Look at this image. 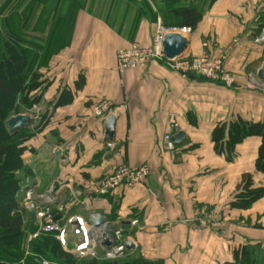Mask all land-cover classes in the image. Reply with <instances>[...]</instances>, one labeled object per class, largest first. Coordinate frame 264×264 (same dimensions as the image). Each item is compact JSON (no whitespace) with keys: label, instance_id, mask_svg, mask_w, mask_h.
I'll use <instances>...</instances> for the list:
<instances>
[{"label":"crops","instance_id":"0c3cea01","mask_svg":"<svg viewBox=\"0 0 264 264\" xmlns=\"http://www.w3.org/2000/svg\"><path fill=\"white\" fill-rule=\"evenodd\" d=\"M184 8L203 14L184 35L190 41L184 56L222 58L236 87L184 78L161 61L118 72L119 51L150 46L160 25L177 29L175 12ZM263 25L264 0H0V31L10 28L38 46L34 72L44 82L34 94L37 104L21 107L32 119L15 173L26 248L41 235L38 214L48 206L57 214L63 206L62 217L90 223L101 214L111 229H122L134 245L126 259L141 264H238L235 252L248 246L264 257V197L246 211L230 207L245 174L264 187L255 168L262 141L245 140L231 163L212 141L218 123H264L257 78ZM102 101L117 118L112 143L105 141L106 120L93 115V104ZM171 115L186 134L173 150L164 142L173 132ZM120 166H147L150 174L144 183L96 196L94 185ZM26 181L35 190L32 200L22 189ZM56 182L65 185L52 198ZM80 241L70 231L63 249L77 258ZM97 251L99 257L77 260H99L103 250Z\"/></svg>","mask_w":264,"mask_h":264},{"label":"trees","instance_id":"16d2710c","mask_svg":"<svg viewBox=\"0 0 264 264\" xmlns=\"http://www.w3.org/2000/svg\"><path fill=\"white\" fill-rule=\"evenodd\" d=\"M175 16L177 29L195 31L203 14L198 9L184 8L176 11ZM37 47L36 44L20 41L18 34L10 28L0 31V264H42L44 260L52 264H114L102 259V256L99 260L79 261L63 249L54 234H41L27 248L25 246L26 211L16 199L19 181L15 173L22 168L24 140L32 135L25 129L16 134L10 133L7 121L13 116L24 114L21 107L30 110L39 100L34 94L42 89L44 82L34 72ZM252 137L262 141L255 168L264 174V123L242 119L218 123L212 141L216 153L225 156L231 163L237 157V146ZM263 197L264 187H256L252 175L245 174L230 207L246 211ZM235 259L238 264H264V257L258 247L253 249L248 246L236 251ZM119 262L141 264L139 260H128L126 257Z\"/></svg>","mask_w":264,"mask_h":264},{"label":"built area","instance_id":"2783aa9c","mask_svg":"<svg viewBox=\"0 0 264 264\" xmlns=\"http://www.w3.org/2000/svg\"><path fill=\"white\" fill-rule=\"evenodd\" d=\"M179 32L183 35L190 32L189 29L177 30L173 28H164L159 26L155 37L150 46H141L137 43L132 44L128 49L121 50L117 53V70L119 73H124L130 69L147 68L154 61H161L169 68L178 72L184 78L197 76L212 82H218L232 86L235 82L224 67L222 58L214 59L207 52H203L200 56H184L181 59L168 60L163 56V38L166 34ZM259 42H264V29ZM93 115L96 118L107 120L114 112L110 102L102 101L94 103L92 106ZM169 125L172 133L165 136L164 142L166 148L173 150L175 145L172 143V137L177 134L179 126L175 115L170 116ZM56 155V150L53 151ZM150 174V169L147 166L132 168L129 166H120L107 175L103 180L96 183L93 187V193L96 196H108L122 186L132 187L136 184L144 183ZM26 190L27 200H32L35 197L34 188H30V182L22 186ZM49 198V197H48ZM57 214L48 206L38 214L40 220V234H54L63 248H67L68 234L71 231L74 236L80 237L81 241L75 248L76 256L80 258L99 257L98 248L103 250L102 259L109 262H119L126 257V238L122 229H110L108 239L112 243V248L109 249L103 245V236L100 229H95L88 221L82 217L76 216H61L65 212L63 206H57ZM59 217V219H57ZM133 226L138 225V221L132 222ZM39 234L33 238H37ZM42 264H52L48 261H43Z\"/></svg>","mask_w":264,"mask_h":264},{"label":"water","instance_id":"95a60500","mask_svg":"<svg viewBox=\"0 0 264 264\" xmlns=\"http://www.w3.org/2000/svg\"><path fill=\"white\" fill-rule=\"evenodd\" d=\"M190 41L186 36H184L182 33H169L166 34L163 38L162 46H163V56L168 60H176L181 59L186 54L188 48H189ZM257 78L261 83L264 84V64L259 69L257 73ZM233 87H236L235 84L232 85ZM32 119L30 116L27 115H19L14 116L8 121V128L10 130V133L16 134L20 132L21 130H24L27 128V126L31 123ZM116 122L117 118L116 116L112 115L110 116L105 123V141L107 143H112L115 140L116 137ZM186 140V134L184 132H178L172 137V143L174 145H181ZM65 184H62L60 182H56L50 192V196L56 197L58 194V191L64 186ZM50 197V198H51ZM47 199L42 201L46 203ZM53 202V201H52ZM55 203V202H53ZM34 208V207H32ZM59 219V217L57 218ZM90 224L95 229H100L101 234L103 236V245L109 249L112 248V243L107 238L109 230L111 229V225L106 222L105 218L101 214H95L90 217ZM134 248V245L132 242L126 243V249L131 250ZM114 264H119V262H114Z\"/></svg>","mask_w":264,"mask_h":264},{"label":"rangeland","instance_id":"374dc122","mask_svg":"<svg viewBox=\"0 0 264 264\" xmlns=\"http://www.w3.org/2000/svg\"><path fill=\"white\" fill-rule=\"evenodd\" d=\"M162 27H163V26H162ZM164 27H165V26H164ZM209 54H210V53H209ZM258 88L261 89V90H264V85H262V84L260 83V85L258 86ZM235 193H236V192H235ZM77 258L80 259V257H78V256H77ZM85 258H86V257H85Z\"/></svg>","mask_w":264,"mask_h":264},{"label":"bare ground","instance_id":"6f19581e","mask_svg":"<svg viewBox=\"0 0 264 264\" xmlns=\"http://www.w3.org/2000/svg\"><path fill=\"white\" fill-rule=\"evenodd\" d=\"M176 33H178V32H176Z\"/></svg>","mask_w":264,"mask_h":264}]
</instances>
